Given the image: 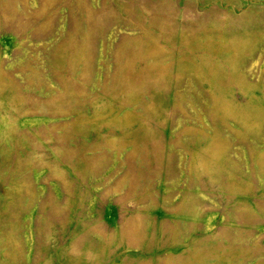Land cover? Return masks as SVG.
<instances>
[{
    "label": "rangeland",
    "instance_id": "1",
    "mask_svg": "<svg viewBox=\"0 0 264 264\" xmlns=\"http://www.w3.org/2000/svg\"><path fill=\"white\" fill-rule=\"evenodd\" d=\"M0 264H264V0H0Z\"/></svg>",
    "mask_w": 264,
    "mask_h": 264
}]
</instances>
